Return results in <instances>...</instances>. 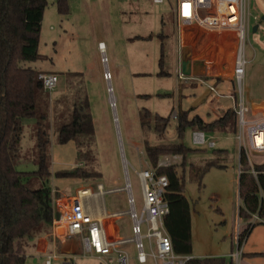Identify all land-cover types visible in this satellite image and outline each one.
<instances>
[{
	"label": "rangeland",
	"instance_id": "rangeland-1",
	"mask_svg": "<svg viewBox=\"0 0 264 264\" xmlns=\"http://www.w3.org/2000/svg\"><path fill=\"white\" fill-rule=\"evenodd\" d=\"M54 2L55 0H47L40 29V57L30 65L41 72H52L58 76L57 85L50 92V101L70 94L65 76L67 72L82 73L95 129L96 151L95 161L85 165L88 169H95L100 176L94 180L54 176L57 171L83 167V163L77 161L73 142L56 143L52 126V177L49 179V185L58 192L55 198L59 200L74 194L77 188L91 187L96 190L99 183L104 190L124 187V158L128 166L131 191L139 211L140 184L133 168H151L144 145L167 146L182 142L187 147H195L191 141V129L187 128L183 137L177 138L173 118L161 135L142 128L139 122V113L144 108L152 113L167 116L173 106L172 97L177 94L174 90L177 77L173 71L176 66L173 1L153 3L150 0H68L70 14L66 16L57 13ZM248 10L245 55L249 62L245 68L242 85L244 97L248 89H251L252 93L264 92V37L261 34L264 28L257 22L261 16L264 18V0H248ZM162 20L164 23L161 25ZM161 27L165 34L162 48V70L165 74H160L159 65L161 45L157 34ZM139 35H150L151 38H138L142 37ZM100 42L104 45L105 64L101 61L102 54L97 47ZM106 73L107 80L104 78ZM173 90V96H157V93L172 94ZM54 103L53 101L52 105ZM205 110V106L201 105L200 114L206 116ZM34 123L33 118H25L23 121L20 160L16 165L21 171H31L35 168L32 162ZM210 136L215 141L213 149H224L226 159L223 160V167H210L200 182L191 179L188 173L185 174L184 194L190 201L191 210V256H222L226 264H229L228 254L236 248L239 227L242 229L250 223V233L254 226L264 225V220L238 215L242 202L238 194L240 156L235 134L218 133ZM200 148H204L205 152L187 155L188 164L203 166L211 157L212 148ZM177 156L173 158L174 154H163L158 164H179L182 156ZM249 157L254 164L264 162L263 153L249 151ZM39 184L40 182H32L33 187ZM126 195L125 190L105 193L103 200L106 208L113 212L127 211L129 205ZM117 225L121 227L124 237L129 238L132 235L131 220L127 214L120 215ZM142 231H145L144 225ZM248 235L242 240V254L238 264H242V261L246 264H264V255L250 260L244 254L251 247L264 250V230H256L246 242ZM143 243L145 251L149 252V240L144 237ZM127 250L130 258L135 256V249L131 244ZM26 258L27 264L43 263L42 260H37L32 252ZM67 260L70 258L67 257ZM130 261L128 264H134ZM148 261L147 264H155L151 258ZM73 263L101 264L96 259L81 256L75 258Z\"/></svg>",
	"mask_w": 264,
	"mask_h": 264
},
{
	"label": "trees",
	"instance_id": "trees-1",
	"mask_svg": "<svg viewBox=\"0 0 264 264\" xmlns=\"http://www.w3.org/2000/svg\"><path fill=\"white\" fill-rule=\"evenodd\" d=\"M47 0H0V264H25L27 248L37 237L48 234L56 216L54 198L58 192L49 185L50 130L53 126L57 144L74 143L77 161L83 167L54 173L56 178H98L99 172L85 164L96 159L95 129L90 112L84 79L80 72H67L68 95L55 98L51 106L49 95L44 91L39 78L40 70L31 66L39 59L40 29ZM58 14H69L68 0H55ZM163 24V20L161 21ZM160 39V74L163 63V40ZM143 39L151 36L138 37ZM170 93H158L166 96ZM233 94H235L233 92ZM60 107V108H59ZM171 109L167 116L143 109L139 113L140 126L161 135L170 124ZM190 110L176 109L175 132L178 139L187 128L207 134H235L236 115L232 108L224 110L216 119L205 121ZM25 118L35 119L32 162L34 170L21 171L16 168L20 160L21 139ZM211 157L203 166L187 163L190 154L205 152L204 148L187 147L182 142L170 145H144L145 155L157 174L168 178L164 198L169 212L163 217V226L170 237L174 253L192 254L190 201L184 194V178L201 181L204 173L212 166L223 167L226 159L224 149H213ZM163 154L181 155L179 164L159 165ZM243 169L238 175V194L242 202L239 217L250 218L257 214L264 220V162L253 164V175L244 155L240 156ZM91 166V165H90ZM32 182H40L33 187ZM250 223L239 227V242L249 234ZM264 255V253H260ZM188 264H226L222 256L192 257Z\"/></svg>",
	"mask_w": 264,
	"mask_h": 264
},
{
	"label": "built area",
	"instance_id": "built-area-1",
	"mask_svg": "<svg viewBox=\"0 0 264 264\" xmlns=\"http://www.w3.org/2000/svg\"><path fill=\"white\" fill-rule=\"evenodd\" d=\"M164 1L166 0H152L153 3H163ZM172 1V12L177 25H197L210 30L232 29L236 32L237 50L232 71L235 94L228 97L233 101L232 109L237 120L235 138L239 148V156H245L248 167L253 175L256 176V172L253 170L254 163L249 157V151L264 154V115L251 117L250 109L246 105L242 94L245 68L249 62L245 55L249 19L248 0ZM103 46V43L100 42L97 47L102 54L101 61L105 64L106 57ZM178 77L179 79H184L181 73L178 74ZM39 78L42 81L44 91L50 96V92L57 85L58 76L55 73L42 72L39 74ZM104 78L108 79L106 76ZM207 87L209 91L216 95L223 96L217 93L213 85H207ZM171 118L175 120L176 113H172ZM207 135L204 131H192V144L195 147L214 148V139L210 135L208 138ZM177 157V155H174L173 158ZM122 162L125 175L124 187L104 190L103 186L98 184L96 186V194L102 196L107 192L125 190L129 205L127 211L94 216L91 211V205L84 202V198L91 196L92 191L89 188H81L76 191L74 196L69 197L67 201L60 202L59 199L54 198V206L58 203L60 204H58V215L52 221L53 230L55 231L57 227H62L65 238L78 236L82 246L81 257L93 255L102 257L115 253V258L109 259L108 264H127L126 252L121 247L126 243H133L137 261L140 263L146 262L151 257L161 264H188L192 257L174 253L170 237L163 226V217L169 212V205L164 198V193L168 186L167 176L157 174L153 168H141L139 170L133 168L140 184L141 208L138 211L131 191L127 162L124 159ZM242 169V165L239 164L238 172L240 173ZM123 213L127 214L131 219L132 235L130 238L112 237L108 232L105 218L107 216L118 217ZM252 217L263 221L257 214H253ZM143 225L145 226L144 232L142 231ZM144 237L149 240V252L145 251ZM236 241V248L229 255L233 264L239 263V258L242 254V241L239 242V232L237 233ZM59 258L60 255L57 252H52L45 257V264H54V260ZM75 258L76 256H71L70 260H67V257H64L62 264H74L73 260Z\"/></svg>",
	"mask_w": 264,
	"mask_h": 264
},
{
	"label": "crops",
	"instance_id": "crops-1",
	"mask_svg": "<svg viewBox=\"0 0 264 264\" xmlns=\"http://www.w3.org/2000/svg\"><path fill=\"white\" fill-rule=\"evenodd\" d=\"M150 1L152 2V0ZM257 22L262 26V28H264L263 16L258 18ZM161 30L162 27L160 31ZM174 31L176 36V45L174 46L176 66L173 71L177 77V84L174 87L177 94L175 97H172L175 101H173L172 108H174V110L172 113H176V109L179 106L183 110H190V117L197 114L205 121H212L216 119L224 110L232 108L233 105L232 99L228 96L232 95L234 92L232 71L237 50L236 32L232 29L210 30L197 25H177L176 21L174 22ZM261 34L262 37H264V30L261 31ZM139 36L146 37L145 35ZM179 73L184 76V79H179ZM207 85H213L217 93L223 96L220 97L209 91ZM174 90L173 93L169 95L173 96ZM54 99L50 101L51 106ZM244 100L250 109L251 117H260L264 115V92L262 94L252 93V90L248 89ZM201 105L205 106L206 116L200 114L199 112ZM209 117L214 118L211 119ZM88 188L91 189L92 195L84 198V202L91 205V211L94 216H104L106 214L114 213L106 208L103 195L100 196L99 194H96V190H93L91 187ZM120 188L122 187L114 189ZM78 189L81 188H77L74 194L64 197L63 200H60V202L67 201L69 197L74 196ZM58 204L55 205L56 215H58L59 210ZM119 217L120 216H107L105 218L108 232L112 237L128 238L121 234L122 229L119 225H117ZM243 227H245V225ZM256 230H264V225L254 226L251 229L246 242ZM130 237L131 236H129V238ZM130 244L133 246V249H135L133 243H126L121 246L126 252L127 264L130 260H132L130 262H133L134 264H147L149 262V258L151 257H149L146 262L140 263L136 258V250L135 256L132 258L129 257L127 249ZM81 251L82 246L78 236L65 238L64 229L62 227H57L55 231L51 227L48 234L37 237L34 244L27 248L26 257L32 252L38 258L37 260H42V264H45V257L52 252H57L60 255V258L54 260V264H62L64 257L70 258L71 256H76L77 259L78 256L80 257ZM232 251L233 250H231L230 253ZM230 253L228 254V257ZM260 253H264V250L258 247H251L250 250L244 252L246 258H250V260H254L256 256H260ZM88 257L98 260L101 264H108L109 259L115 258V253L102 257H97L96 255ZM151 259L155 264L160 263L155 261L153 258ZM27 262L26 258L25 264H27ZM229 264H233L230 257ZM242 264H246V262L242 261Z\"/></svg>",
	"mask_w": 264,
	"mask_h": 264
},
{
	"label": "bare ground",
	"instance_id": "bare-ground-1",
	"mask_svg": "<svg viewBox=\"0 0 264 264\" xmlns=\"http://www.w3.org/2000/svg\"><path fill=\"white\" fill-rule=\"evenodd\" d=\"M104 47V46H103ZM107 75V73L105 74V76ZM111 102H112V100H111Z\"/></svg>",
	"mask_w": 264,
	"mask_h": 264
},
{
	"label": "water",
	"instance_id": "water-1",
	"mask_svg": "<svg viewBox=\"0 0 264 264\" xmlns=\"http://www.w3.org/2000/svg\"><path fill=\"white\" fill-rule=\"evenodd\" d=\"M124 159V158H123Z\"/></svg>",
	"mask_w": 264,
	"mask_h": 264
}]
</instances>
